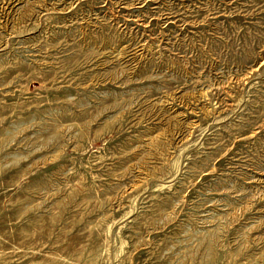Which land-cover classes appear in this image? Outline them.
Instances as JSON below:
<instances>
[{
	"label": "rangeland",
	"instance_id": "1",
	"mask_svg": "<svg viewBox=\"0 0 264 264\" xmlns=\"http://www.w3.org/2000/svg\"><path fill=\"white\" fill-rule=\"evenodd\" d=\"M0 264H264V0H0Z\"/></svg>",
	"mask_w": 264,
	"mask_h": 264
}]
</instances>
